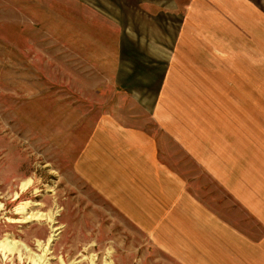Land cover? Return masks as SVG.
Wrapping results in <instances>:
<instances>
[{
    "label": "rangeland",
    "instance_id": "374dc122",
    "mask_svg": "<svg viewBox=\"0 0 264 264\" xmlns=\"http://www.w3.org/2000/svg\"><path fill=\"white\" fill-rule=\"evenodd\" d=\"M152 1L160 0H0V264H188L192 257L196 264H227L209 238L177 252V240L169 248L148 231L155 215L144 211L157 205L140 197L146 192H131L124 166L116 184L114 172L122 168L109 158L115 150L103 155L107 147L95 140L110 115L156 134L161 161L204 207L199 223L213 230L212 239L222 230L238 257L257 264L263 256L264 45L252 41L239 81L230 77V61L211 53L212 61H203L214 66L208 75L189 69L218 86L215 101L163 103L161 112L180 128L196 122L207 129L208 149L194 157L153 121L152 93L131 100L106 79L99 85L100 63L113 60L121 43L131 48L142 38L153 50L163 45L167 25L177 31L178 16L163 22L164 5L157 11ZM212 108L216 115L208 117ZM226 154L245 164H220L218 174L226 180L225 167L232 168L227 183L245 200L207 169L211 156L220 162ZM179 240L186 248V237Z\"/></svg>",
    "mask_w": 264,
    "mask_h": 264
},
{
    "label": "crops",
    "instance_id": "0c3cea01",
    "mask_svg": "<svg viewBox=\"0 0 264 264\" xmlns=\"http://www.w3.org/2000/svg\"><path fill=\"white\" fill-rule=\"evenodd\" d=\"M171 2V0L152 1L157 11H161L159 6L164 5L163 22L173 21L174 23L172 18L178 16L179 27L175 34L168 31L169 25H167L166 29H162L163 45L153 50L151 47L143 48L142 38L131 48L121 43L111 57L113 60L108 61V64L100 63L98 71L103 79L100 80L99 85H104L103 81L106 79L107 82H112L111 84L121 88L124 91L121 95H126L131 100H144L146 98L138 97L140 93L145 91L152 93L148 100L155 102L151 112L153 121L162 128L164 135L180 143L187 153L199 158L200 154L203 155L206 140H209L207 129L204 130L203 126H198L196 122L189 124L188 129L180 128L182 124L172 121L170 114L165 115L161 112L163 103L183 98L190 103L191 100L212 102L218 98L217 85L210 82L204 84V78L189 71V69H200L207 75L212 72L213 64L203 62L210 59L212 61V56L208 53L213 54L215 58L222 57L230 61L228 69L232 68L229 73L234 82L245 78L248 70L245 53H249L252 41L264 45V0H174L175 7H171ZM169 39L172 46L168 44ZM218 83L221 85L220 82ZM217 107L214 108L215 111ZM199 110L194 107L191 113L199 115ZM211 111L208 117L216 115L213 113V108ZM110 117L105 124L100 122L104 126H99L95 140H98L101 147L102 144L105 148L107 147L105 150L102 149L101 154H110L109 147L115 150L111 149L115 154H110L109 158L116 156L118 158L114 162L116 169H119V165L122 168L114 172L116 184L120 183V173L124 166L127 170L125 176L130 181L131 192H146V195L140 197L148 198L149 202L157 205L156 212L151 211L150 207L146 209L147 212L144 211L147 215H155L153 225L148 227V231L157 241L165 243L170 248L177 240L175 247L177 252H180L181 249L191 250L190 245L195 247L196 239L203 241L209 238L210 244L207 243V245L223 255L224 263L250 264L256 261L250 257H238L240 249L236 253L233 244H226L229 239L227 233L216 230L217 238L212 239L213 230L209 233L207 228L201 226L199 221L207 217L204 207L199 205V202L185 188L186 181L172 170L170 163L166 161L167 164H165L161 161L160 143L156 134L150 133L151 131L147 130L143 124L123 125L115 116L110 115ZM209 129L212 130L211 127ZM205 149H208L207 145ZM219 159L220 162H214L215 158L211 156L208 163L214 165L213 168L207 167V169L222 186L230 187L232 195L236 194L245 200L243 198L245 192L237 194L227 183L229 176L233 173L232 168L225 167L226 180L219 176L220 164L222 166L223 164L228 166L245 164L244 159L230 157L228 154ZM131 202L137 208L138 196H132ZM151 206L153 207V204ZM248 207L250 209V205ZM137 209L141 213V207ZM139 212L128 211L131 215ZM258 217L261 219L262 214L258 213ZM181 235L188 240L186 248L181 246L179 240ZM213 240H218V243L224 241V243L217 246L214 245L216 242ZM193 259L194 257L187 259V263L196 264L197 262ZM259 259L257 264H264V254Z\"/></svg>",
    "mask_w": 264,
    "mask_h": 264
},
{
    "label": "bare ground",
    "instance_id": "6f19581e",
    "mask_svg": "<svg viewBox=\"0 0 264 264\" xmlns=\"http://www.w3.org/2000/svg\"><path fill=\"white\" fill-rule=\"evenodd\" d=\"M1 244V243H0Z\"/></svg>",
    "mask_w": 264,
    "mask_h": 264
}]
</instances>
